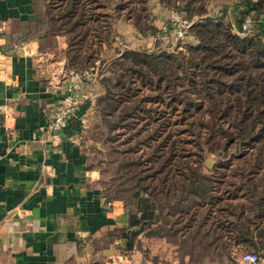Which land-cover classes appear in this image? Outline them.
<instances>
[{
    "label": "trees",
    "instance_id": "obj_1",
    "mask_svg": "<svg viewBox=\"0 0 264 264\" xmlns=\"http://www.w3.org/2000/svg\"><path fill=\"white\" fill-rule=\"evenodd\" d=\"M29 1L33 16L23 21L24 39L39 37L40 49H45L63 37L67 69L103 62L101 51L114 41L119 21L143 36L156 29L149 0ZM158 1L185 18L199 17L189 27L195 43L175 52L125 48L105 62L93 107L99 122L90 129L101 148L92 146L89 153L85 147L88 167L104 164L102 193L123 202L128 227L117 232L128 249L138 244L140 235L174 242L186 238L192 258H214L208 252L226 251L231 241L248 251L263 249L262 186L239 177L238 184L223 187L217 170L238 160L252 175L262 165L264 34L259 29L243 37L232 33L224 17L205 15V0ZM239 3L242 13L264 16V0ZM148 100L161 104L160 109L146 106ZM205 112L210 115L207 121ZM224 119L226 127L220 125ZM120 133L125 139L119 140ZM236 145L243 149L239 156L229 155L212 169L204 168L206 149L226 156ZM144 146L147 150L138 152ZM249 147L253 155L245 158ZM224 193L227 200L249 201L252 214L228 217L237 208L231 202L220 207ZM225 255L230 258L227 251L219 258Z\"/></svg>",
    "mask_w": 264,
    "mask_h": 264
},
{
    "label": "crops",
    "instance_id": "obj_2",
    "mask_svg": "<svg viewBox=\"0 0 264 264\" xmlns=\"http://www.w3.org/2000/svg\"><path fill=\"white\" fill-rule=\"evenodd\" d=\"M32 9L29 0H0V264H182L164 238L140 235L128 249L117 232L128 227L123 202L105 198L83 144L94 101L76 109L59 142L43 139L39 126L65 93L66 44L58 36L40 49L39 37L24 39ZM94 68L87 88L95 100Z\"/></svg>",
    "mask_w": 264,
    "mask_h": 264
},
{
    "label": "rangeland",
    "instance_id": "obj_3",
    "mask_svg": "<svg viewBox=\"0 0 264 264\" xmlns=\"http://www.w3.org/2000/svg\"><path fill=\"white\" fill-rule=\"evenodd\" d=\"M245 0H242V2ZM205 8L207 10V14H205L206 16H210L212 18H222L224 17V19L227 22H230V27H231V32L234 34H237V30H235V28L232 26V23L235 22H240L241 18H242V4L239 3L240 0H205ZM238 7V8H236ZM149 11L151 12L152 15V24L153 26L156 27L154 32H149L147 35L143 36L141 33L137 32L129 23L126 22H118L116 25V35L115 37H118V40L116 41L114 39V41L112 42V48L114 50L113 51H107L108 47L107 45L103 47L102 51H101V57L108 58L113 56L116 51H118V47L120 49H125V46L129 49H138L141 51H146V52H154V51H159V50H164L167 52H175L178 50H183L184 49V44L186 43H195L193 35L190 33V30L188 29L185 37L183 40L177 41V42H171V39L165 40L161 37V27L163 25H168L169 27V31L170 33L173 32L174 26H173V22H171L170 19V13L171 12H176L178 13V15L183 19V20H187V21H195L197 20L199 17L197 15L193 16L192 19H188L185 18L184 16H182V14H180V12H178L176 10V8H170V7H165L163 5L160 4V2L158 0H149ZM253 15V14H251ZM257 29V28H256ZM260 32H263V29L260 28L259 29ZM239 35V34H237ZM239 36L243 37L245 35L240 34ZM114 42L117 43L116 45H114ZM117 46V47H116ZM103 60V59H102ZM98 61L95 64V68L94 71H96V76H99V74L101 73V71L103 70V68L106 66L105 62L108 63L109 60L107 61H103L101 62L100 60H96ZM78 68H83V67H78ZM146 94H153V92H147ZM138 99L141 98V95H139L137 97ZM96 99V97H95ZM93 101L95 102V100L93 99ZM93 103V102H92ZM146 106L152 107V108H157L160 109L159 107H161V104L158 103H154L150 100L146 101ZM93 107H94V103H93ZM210 115L208 114V112L204 113V120H209ZM99 122L98 117L94 116V111L93 114L91 116V119L87 122L85 131H84V145L86 147L87 152L91 153V149L92 146H96L98 149L101 148V142L98 139H95L92 134H94V132L90 129H94V125L97 124ZM228 121L227 120H223L222 123H220V125H223L224 127H226L228 125ZM179 128H186V125L184 124H179ZM90 130V132H89ZM93 132V133H92ZM119 140H123L125 139L126 135H124V133H120L119 134ZM189 146V145H187ZM237 145L236 146H232L229 151L228 154L226 156H224L223 153H220L219 151H215V152H211L208 151L207 149L204 152V159L206 158L207 155H213L216 159L217 162L214 164V166L222 159L224 160H228L229 159V155H233V156H239L243 151L242 150H238L237 149ZM254 148L249 147L247 150L245 149L244 152H246L245 154V158H251V156L253 155V150ZM146 151L147 148L144 147H140L138 152H142V151ZM223 150V149H222ZM95 154V151H94ZM204 161V160H203ZM262 165L260 164L258 167H256L255 173H253L252 175L250 174L248 167L246 166L245 163H242L241 166L239 167V161L238 160H234L232 162H230L229 164L226 163V165L223 163V165H221L219 167V169L217 170V172L220 173V175L223 177V187L225 186V184L227 183H231L234 182V184H238L239 181H237V178H252L253 180H255L256 182H258L262 188L260 190L259 195L264 196V158L261 161ZM203 164V162H202ZM94 166H96L99 171L101 172L105 166L104 164H94ZM204 166V164H203ZM213 166V167H214ZM212 167V168H213ZM204 168H206L204 166ZM211 168V169H212ZM208 169V168H206ZM222 172V173H221ZM219 173H217L219 175ZM244 174V175H242ZM227 195L226 193H224V200L222 201V203L220 204V207H225L227 205V203L231 202V205L234 204L237 208V211L234 213V216L229 215L228 217H233L234 219L236 218V216H246L247 214H249L251 211L249 210L252 207V204L249 203V201L247 200H242L241 198H238L236 200H227ZM243 212V213H241ZM232 214V213H231ZM252 214V213H250ZM251 216V215H250ZM165 239V238H164ZM182 238L178 239L176 242L172 241V240H167L169 243H171L172 245H178V253L180 254L179 256V262H181L182 264L186 263V264H238L237 262V257L239 255V253L243 250H240L241 247H238L236 245L232 244V241L230 244H228L226 251L229 252L230 258H227L226 255L224 258H219V253H223L226 254V251H215L214 253L208 252V254H214V258H203V257H189L188 254V249L190 247V242L188 241V239L184 238L185 240H187L188 242L186 243H179V241ZM240 250V252H239ZM222 251V252H221ZM197 254V253H194ZM204 254V253H203ZM205 256V255H202Z\"/></svg>",
    "mask_w": 264,
    "mask_h": 264
},
{
    "label": "built area",
    "instance_id": "obj_4",
    "mask_svg": "<svg viewBox=\"0 0 264 264\" xmlns=\"http://www.w3.org/2000/svg\"><path fill=\"white\" fill-rule=\"evenodd\" d=\"M171 22H173V32L170 33L168 25H163L161 37L165 40L171 39V42L183 40L191 21L183 20L178 13H170ZM237 34L246 35L252 31L262 28L264 32V16L257 18L249 13H243L240 22L232 23ZM65 93L57 105L52 109L48 117L47 124L39 126V130L45 133V141L57 143L60 141V132L67 126L70 118L76 112V109L82 104H92L93 99L87 85L94 78L90 68H69L64 70ZM3 109V107H2ZM4 117L8 118L7 112ZM111 204V202H108ZM264 261V256L256 251H242L237 257L238 264H260Z\"/></svg>",
    "mask_w": 264,
    "mask_h": 264
},
{
    "label": "water",
    "instance_id": "obj_5",
    "mask_svg": "<svg viewBox=\"0 0 264 264\" xmlns=\"http://www.w3.org/2000/svg\"><path fill=\"white\" fill-rule=\"evenodd\" d=\"M216 162L217 159L213 155H207L203 161V164L206 168L211 169Z\"/></svg>",
    "mask_w": 264,
    "mask_h": 264
}]
</instances>
